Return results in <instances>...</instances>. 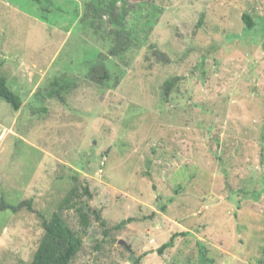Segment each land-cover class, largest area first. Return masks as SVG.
Instances as JSON below:
<instances>
[{
  "label": "rangeland",
  "instance_id": "rangeland-1",
  "mask_svg": "<svg viewBox=\"0 0 264 264\" xmlns=\"http://www.w3.org/2000/svg\"><path fill=\"white\" fill-rule=\"evenodd\" d=\"M98 1L0 0V68L23 98H0V200L31 201L0 213V264L31 263L41 216L77 184L106 224L92 214L72 264H260L264 0H118L133 30L118 59L82 21Z\"/></svg>",
  "mask_w": 264,
  "mask_h": 264
},
{
  "label": "trees",
  "instance_id": "trees-1",
  "mask_svg": "<svg viewBox=\"0 0 264 264\" xmlns=\"http://www.w3.org/2000/svg\"><path fill=\"white\" fill-rule=\"evenodd\" d=\"M117 7L118 0H100L97 3L87 2V10L84 13L85 18H82L84 19L82 21L83 23L85 22L84 25L86 28L92 30L95 36L98 35L108 49L106 59H110L111 57L117 59L124 58V56H126V54L133 49V30L129 27V23L127 22L129 10L123 8L125 12H121ZM105 15H108V20H103ZM243 21L246 23L248 30L253 29L255 26V22L252 17L247 13L243 15ZM95 51L97 52L98 50H94V52ZM160 55L162 56L163 54L160 53ZM102 57H100L99 51L98 58ZM99 65L100 64H97L96 59L92 62L93 69L91 70V73L93 78L96 80L99 76L103 78L109 76V68L105 64V60L103 58L101 60L103 73H94V71L98 69ZM119 83L120 77H118L117 80V84ZM175 87V80L168 79L166 81L163 93L166 99L169 98ZM0 98L10 103L16 111H19L23 105V98L10 87L8 79L2 73L1 68ZM75 178L78 179L77 177ZM80 185L81 187H79ZM89 187L90 186L88 184H77L76 186H73L62 199L58 210H55L48 216H41V218H43V235L30 264H72L74 259L84 247V235L87 233L88 228L92 225V214L95 215V220L100 221L102 225L106 224V221L102 219L101 211L97 208H93L84 198L87 195L88 197L92 196ZM25 204L31 208V201H21L19 204L15 205L7 202L6 198L2 197L0 200V213H5L3 211L8 210L15 213ZM162 208L165 210L166 205ZM67 210H74V213L78 218V223L81 227L80 229L71 224L68 216L65 214ZM118 226L120 227L121 225L119 224ZM190 233V231L174 233L169 241L165 242L157 249V252L160 255L164 254L166 249L173 247L177 237L186 236ZM127 250L132 249L127 248ZM207 251L206 246H201L200 260L203 263L208 261ZM262 252L264 255V246L262 248ZM145 255H147V253H144L137 258H133V256H131L130 261L133 264H139ZM259 263L264 264V258L260 259Z\"/></svg>",
  "mask_w": 264,
  "mask_h": 264
},
{
  "label": "water",
  "instance_id": "water-1",
  "mask_svg": "<svg viewBox=\"0 0 264 264\" xmlns=\"http://www.w3.org/2000/svg\"><path fill=\"white\" fill-rule=\"evenodd\" d=\"M120 243L123 244L124 246H126L128 249H131L132 248V245L131 244H128L124 239H121L120 240Z\"/></svg>",
  "mask_w": 264,
  "mask_h": 264
}]
</instances>
